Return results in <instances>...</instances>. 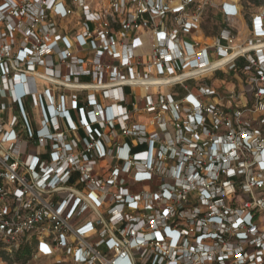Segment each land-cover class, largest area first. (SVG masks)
Wrapping results in <instances>:
<instances>
[{
  "label": "built area",
  "instance_id": "2783aa9c",
  "mask_svg": "<svg viewBox=\"0 0 264 264\" xmlns=\"http://www.w3.org/2000/svg\"><path fill=\"white\" fill-rule=\"evenodd\" d=\"M237 6L0 0L8 255L35 239L33 255L54 264H264V0L243 40ZM208 8L222 26L199 40ZM75 15L73 38L56 33L51 17ZM144 33L146 61L132 41ZM188 81L175 100L169 89ZM50 83L89 94L55 95Z\"/></svg>",
  "mask_w": 264,
  "mask_h": 264
},
{
  "label": "rangeland",
  "instance_id": "374dc122",
  "mask_svg": "<svg viewBox=\"0 0 264 264\" xmlns=\"http://www.w3.org/2000/svg\"><path fill=\"white\" fill-rule=\"evenodd\" d=\"M215 2H222V1H237L240 2V4L243 7V14H242V19L239 22L240 24L237 25V31H238V38L240 40L245 39L246 37V32H247V23L248 20L251 16V14L257 10V8L262 4V0H214ZM75 16H72L66 20H59L55 17H51V23L53 24L56 33L64 32L69 38H73L74 35L78 32L79 27L76 24V19ZM241 23L244 24L245 28L241 27ZM222 26V20H219V16L217 14L216 9L213 8H208L205 10L204 16L202 17V23H201V31L204 35L205 38H213L216 36L218 33L220 27ZM203 37H200V40H202ZM186 40H188V37H185ZM241 68V66L239 67ZM220 79H225V88H228L231 85V79L224 76L220 77ZM83 81H90L89 78H83ZM70 83V82H69ZM68 83V84H69ZM43 83H38L37 84V89L38 91L42 89ZM72 84V83H70ZM69 84V85H70ZM196 85L195 81H188L186 82L183 86L181 85H176L174 87H171L169 89V92L174 95L175 100L181 99L185 95V90L184 86L191 89L194 88ZM49 88L54 92L55 95L65 93L66 95L70 94H77L80 99L84 102L86 99L87 94H89V91H77V90H71V88H60L59 85L54 84H48ZM128 91V90H126ZM138 95V93H136ZM142 94V90H141ZM100 104L103 106H106L109 104V101L102 99V97H99ZM6 102H8V99H6ZM26 110L30 114L31 119L33 120V127L35 129L39 128V125L37 123L38 117H39V110H30L29 107L26 105L25 106ZM129 108V106H128ZM10 115H18V111L15 106H12L10 110L5 112L4 117L8 118ZM143 119V117L141 118ZM7 255H0V264H9L7 261ZM14 264H54L53 260L43 258V257H35L33 254L31 258L27 259L25 262H17Z\"/></svg>",
  "mask_w": 264,
  "mask_h": 264
},
{
  "label": "crops",
  "instance_id": "0c3cea01",
  "mask_svg": "<svg viewBox=\"0 0 264 264\" xmlns=\"http://www.w3.org/2000/svg\"><path fill=\"white\" fill-rule=\"evenodd\" d=\"M215 2V1H214ZM229 3H234L236 4V6L240 4V2H237V1H227ZM217 5L221 4V2H215ZM238 6H237V9H238ZM217 11V14L219 16V20H223V14L219 11V10H216ZM77 17H78V14H77ZM77 17H75V19H77ZM242 18H238V24H240L239 22L241 21ZM201 23H202V20H201ZM201 23H200V26H201ZM241 27L242 28H245L244 27V24L241 23ZM249 27V20H248V23H247V28ZM195 38L199 39L200 40V37H203L204 38V35L200 29V32L196 33L194 35ZM132 41H133V45H134V53L138 56H142L143 57V60L146 61L148 60V51L150 49V44H151V35L148 33H144V34H140V35H136L132 38ZM145 91L143 90L142 91V94H144Z\"/></svg>",
  "mask_w": 264,
  "mask_h": 264
},
{
  "label": "trees",
  "instance_id": "16d2710c",
  "mask_svg": "<svg viewBox=\"0 0 264 264\" xmlns=\"http://www.w3.org/2000/svg\"><path fill=\"white\" fill-rule=\"evenodd\" d=\"M35 244V239L25 240L17 251H15L12 255H8L5 251L4 245L0 243V255H7V261L9 264L21 261L25 262L27 259L31 258Z\"/></svg>",
  "mask_w": 264,
  "mask_h": 264
},
{
  "label": "bare ground",
  "instance_id": "6f19581e",
  "mask_svg": "<svg viewBox=\"0 0 264 264\" xmlns=\"http://www.w3.org/2000/svg\"><path fill=\"white\" fill-rule=\"evenodd\" d=\"M148 81H152V79H149ZM40 82H41V83H44L42 80H40ZM137 82H138V84H142V82H141L140 79L137 80ZM143 85H145V84H143ZM71 87L74 88L73 86H71ZM141 90H142V91H143V90L145 91V86H142V87H141ZM142 95H143V94H142Z\"/></svg>",
  "mask_w": 264,
  "mask_h": 264
}]
</instances>
